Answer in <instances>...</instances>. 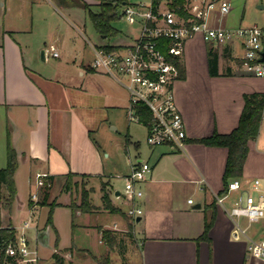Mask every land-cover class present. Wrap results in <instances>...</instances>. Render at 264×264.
Here are the masks:
<instances>
[{
    "label": "crops",
    "instance_id": "1",
    "mask_svg": "<svg viewBox=\"0 0 264 264\" xmlns=\"http://www.w3.org/2000/svg\"><path fill=\"white\" fill-rule=\"evenodd\" d=\"M67 1L65 4L61 0H0V168L6 163L7 143L17 155L14 173L16 194L10 206L5 201L6 189L0 186V227H13L18 234L22 224L30 219L24 232L32 231L27 238L38 258L40 248L52 244L51 255L57 250L63 260L72 261L68 251L73 247L74 235L71 245L63 242L59 227L61 219L62 225H68L66 231L69 229L71 235L76 225L86 232L96 230L101 245L103 241L107 242L102 236L104 229L114 235L116 242L119 232L129 233L131 230L138 242L137 258L132 261H136L135 264H264V259L247 253L245 238L235 240L231 237L233 220L225 207L229 206L236 193L230 194L224 207L216 201V196L223 193L227 149L195 141L215 132L229 133L235 128L244 105V95L264 93V77L254 76L240 66L238 60L242 53L235 54V42L213 44L204 42L198 35L190 38L183 53L184 75L174 84L175 101L188 135L184 150L164 144L150 146L144 159L139 151L132 157L126 146L125 169H119L109 160V152L98 140L105 116L93 114L85 98L90 92L84 77L94 75L97 84L105 87L100 107L114 108L122 114L127 110L129 94L126 88L115 78L90 67L93 48L109 43H88L82 32L84 28L73 24L77 33L85 38L84 49H78L76 54L58 49L55 46L57 36L49 41L48 47L47 35L40 36L42 39L36 48L31 46L30 37L41 33L44 23L47 30L50 22L55 23L53 26L57 29L58 19L81 22L76 10H86L79 2L84 1L90 7L99 3V0ZM225 1L234 3V0ZM260 1L264 7V0ZM225 17L226 13L219 15L214 12L212 23L225 27L249 26L242 25L241 20L227 23ZM87 44L90 49H86ZM50 47L57 50V56L51 55ZM209 47L222 49L221 52L217 50V75L209 73ZM39 50L44 51V59L36 56ZM224 55L230 61L227 72L221 69L220 57ZM263 124L264 117L257 137L247 143L243 181L264 178ZM109 126L116 132L122 130L118 123L109 122ZM129 127L128 123V131ZM128 136L126 133L130 143ZM134 147L138 149L139 145L134 142ZM143 162L149 164L150 171L139 183L143 194L136 204L142 209V214L129 221L121 212H110L104 208L101 187L106 183L112 205L126 214L128 203L114 182L117 178L125 181L131 169ZM40 173L53 177L48 198L57 179L61 181L58 189H62L67 173L87 177L91 182V210L72 209L69 206L70 194L67 193L69 199L62 200L60 196L66 192H58V197L52 195L51 201L55 199L61 205L52 210V225H46L49 206L31 200L32 193L41 192L36 185V175ZM33 181L34 187H31ZM96 181L99 194L98 201L93 202ZM261 188L264 189L263 182ZM188 199H192V203H188ZM211 203L215 209L214 220L203 237ZM197 204L200 207L195 208ZM100 214H111L112 224L100 223ZM74 215L79 219L77 224L73 222ZM129 222L132 228H129ZM242 224L247 225V222ZM251 227L248 235L253 238L262 235L263 222L251 223L247 231ZM54 230L57 248L54 246Z\"/></svg>",
    "mask_w": 264,
    "mask_h": 264
},
{
    "label": "built area",
    "instance_id": "2",
    "mask_svg": "<svg viewBox=\"0 0 264 264\" xmlns=\"http://www.w3.org/2000/svg\"><path fill=\"white\" fill-rule=\"evenodd\" d=\"M163 4L153 7L150 0L127 2L122 5L121 17L129 24H138L139 33L129 44L107 50L93 48L94 58L90 67L107 74L120 82L128 91L129 104L126 114L129 121L139 122L134 105L143 103L151 117L146 126V141L149 145H168L184 150L187 131L183 116L176 104L174 84L179 79L177 63H183V53L187 41L198 35L206 43L227 44L237 41L242 55L240 66L248 73L264 77V25L225 27L212 23V15L227 13L231 4L225 0H186V17L178 15ZM166 40V42L164 41ZM52 56L58 52L50 47ZM140 123V122H139ZM143 124V123H142ZM150 171L147 162L133 167L125 177L123 189L128 203L126 214L134 220L142 214L136 201L143 191L139 183ZM47 175H36V185L45 184ZM257 192L254 197L251 192ZM235 192L225 211L233 220L231 237L235 240L245 238L247 253L255 258L264 259V231L258 238L248 235V227L254 222L264 223V191L258 178L243 181L241 177L232 178L226 190L216 196L217 203L224 207V200ZM37 193L31 194L36 199ZM192 203V199L187 200ZM245 219L247 225L242 224ZM30 219L22 224L21 231L14 240L3 242L5 259H16L15 264H28L35 261L37 251L31 248L24 229ZM14 264V263H7Z\"/></svg>",
    "mask_w": 264,
    "mask_h": 264
},
{
    "label": "rangeland",
    "instance_id": "3",
    "mask_svg": "<svg viewBox=\"0 0 264 264\" xmlns=\"http://www.w3.org/2000/svg\"><path fill=\"white\" fill-rule=\"evenodd\" d=\"M136 1L139 0H129V2H136ZM262 6L263 4L261 3L260 0H234V3L231 4L229 11L226 13V17H225L226 21L227 23L233 24L241 20L242 25L244 24L262 25L264 24V7ZM162 7H164V5ZM91 10L94 12L98 11V5H92ZM121 10L122 9H120V11ZM62 12L64 13L63 10ZM76 12L78 14V17L82 20L81 22L71 23L68 20L58 19V21L56 22L57 29H55L53 26V24L55 23L50 22L49 23L50 28L47 30H45L46 23H44V27L42 28L41 33L30 37L32 49L36 48L37 44L42 39L40 37L41 35L48 36L46 40L47 47L49 46V41L52 38L56 36L59 37L55 46H58V49H63L64 53L69 52L71 55H74L76 54L78 49H84L85 38L86 40H88V43L92 45L99 43L129 44L136 38V36L139 33L138 24L136 23L129 24L122 17H118L112 21V26L117 31L116 34L113 36H109L107 38H103L99 33L96 32V30L92 26L87 11L84 12L83 10L79 9L76 10ZM231 14H234V16H231ZM73 24L79 25L84 28L82 29V32L85 38L77 33V31L72 26ZM234 46H235L234 49L235 54L237 55L241 54L242 50L238 47L237 41H235ZM86 49H90L88 44ZM217 50L219 51L220 49ZM221 50L219 52H221ZM40 52L41 50H39V53L36 55L39 59H41ZM87 53L89 54V52ZM88 54H86V58H88L87 57ZM62 55L65 57L64 54ZM220 61H221L222 71L227 72L226 67L230 61L227 60V57H225V55L220 57ZM95 77L96 76L89 74L84 77V80L87 84L86 86L88 88V91L90 92V95L85 97L86 101H88L89 103L90 111L93 114L96 115L102 114L105 116V119L103 120L102 128L98 133V140L100 141L101 144L104 145L105 151L109 152L110 154L109 160H112L117 168L125 169L124 164L127 159L126 146L132 157L137 151H139L140 156L146 159L147 157L146 154L147 152L149 153L151 146L146 141L147 129L146 126L142 123L136 121H129L126 114V110L122 114L121 112H119V110L114 108L106 109L100 107V103L103 101V97L105 94V87L98 85ZM109 122L118 123L119 126H122V130L120 129V131L116 132L109 126ZM128 123L130 124L129 131L126 129ZM126 133H129L128 137L131 138L130 143L126 139ZM261 140L264 141V124H263V132L261 135ZM134 142L139 145L138 149L134 147ZM258 179L264 183L263 177L262 178L259 177ZM72 181L76 182L77 186L76 188H72L70 192L71 194L70 202L72 204H76L79 202L80 190L81 189L89 190L90 188L89 185L91 184V182L87 177H83V176L82 177L73 176ZM60 182L61 181L58 179L55 181L54 189L52 188V191L49 192L50 196L48 198V201H51L52 195H56L58 192L62 193V189L61 188L58 189ZM94 184L96 186V190L95 192L92 193V199L93 202H96L98 201L97 196L99 194V190H98L97 181L94 182ZM114 184L115 187L118 188L121 192L123 191L125 184L123 178L115 179ZM31 187H34V181L32 182ZM233 194H235V192H233ZM251 194L254 197H257V192L252 191ZM57 197L58 195L55 196V198ZM60 198L62 200H65V199H69V196L67 193H64L62 194V196H60ZM31 200L32 202L36 200L40 201L41 192L40 191L37 192L36 199H31ZM226 201H228V199H225L223 201L224 204L226 203ZM123 207L125 208L124 204ZM73 220H74L73 222L77 224L79 219L77 218L76 215H74ZM98 220L100 223L112 224L113 216L111 214H100V218ZM242 220L243 223L246 222L245 219ZM67 226L68 225L66 224L62 225V220L61 219L59 220V227L62 233V238L64 240L63 242L65 244L68 243L71 245L74 235L73 247H71L68 251V256L72 258L73 262L64 259V264H135L136 261L134 263L132 261L136 260L137 258L135 256L136 253L138 252V242L136 238H134L135 236L132 231H130L129 233L119 232L116 235L118 236V242L115 241V243L112 245H110L107 242L105 243L104 241L102 242L103 245H101L98 242L99 238L97 236L96 230L86 232L84 230H80L79 227L76 225L73 226V233L71 235L69 229L66 231ZM251 231H252V227L249 229L248 232L250 233ZM25 234L26 236L27 234L28 236H31L32 231L27 230V232L25 231ZM51 245L41 247L39 253L40 258H38L37 256L35 261H31L28 264H55L51 256V250H52ZM80 258H84V259H80Z\"/></svg>",
    "mask_w": 264,
    "mask_h": 264
},
{
    "label": "trees",
    "instance_id": "4",
    "mask_svg": "<svg viewBox=\"0 0 264 264\" xmlns=\"http://www.w3.org/2000/svg\"><path fill=\"white\" fill-rule=\"evenodd\" d=\"M63 3H67V0H61ZM129 0H99L98 11L94 12L91 10L89 4L84 1L79 2V4L88 12L90 22L97 33L101 36L107 38L116 34V29L112 26V21L118 17H121L120 9L122 5L127 3ZM153 7H158V5L163 4L164 6L173 9L178 15L186 17L188 15L185 8L186 0H150ZM166 42V40H164ZM104 49L112 50L119 48L116 44H105L101 46ZM218 52L217 49L209 47L207 49V62L209 67V73L211 75L218 74ZM236 59V58H234ZM238 60V59H237ZM240 63V60H238ZM179 68V78L184 75L183 63H177ZM135 113L138 116L140 123H147L150 120V111L146 108L143 103H137L134 105ZM264 117V93L253 92L244 95V105L239 117L238 124L229 133H213L210 136L195 139L196 142L202 143L208 146H222L227 149V156L225 161V167L223 172V190L224 192L227 187V183L230 179L241 177L243 173V166L248 154V141L254 140L259 132L260 123ZM17 168V155L16 151L7 143L6 147V163L5 166L0 168V186L3 185L7 192V197L5 199L8 206L11 205L16 194V187L14 182V173ZM73 173H67L64 176V182L62 184V191L69 193L72 188H76L77 183L72 181ZM45 184L40 187L42 192V197L40 201H37L40 205H48L49 213L46 219V225H52V210L55 206L61 205V203L52 200L47 201L48 189L52 183V176L45 177ZM106 183H102V202L104 208L110 212H121L129 221L131 217L122 212L119 208L112 205L108 193L106 192ZM89 190H80V200L79 204L70 203L69 206L74 208H79L81 211H90L92 206L89 198ZM71 195V194H70ZM210 218L204 224L203 234L205 236L210 229L215 215V209L213 203L209 205ZM129 228H132L129 222ZM55 231V230H54ZM131 231V230H130ZM56 233V231H55ZM102 236L106 241L112 245L115 243L114 235L108 231L103 230ZM15 229L13 227H0V264L6 263H16L17 260L5 259L3 255V242L6 240H14ZM57 233L54 242L55 248H57ZM52 258L55 264H64L63 257L59 254L57 250L52 253Z\"/></svg>",
    "mask_w": 264,
    "mask_h": 264
},
{
    "label": "water",
    "instance_id": "5",
    "mask_svg": "<svg viewBox=\"0 0 264 264\" xmlns=\"http://www.w3.org/2000/svg\"><path fill=\"white\" fill-rule=\"evenodd\" d=\"M40 56H41V59H44V51L43 50L40 52ZM260 60L264 62V50L262 51V57ZM198 207H200V204L195 205V208H198Z\"/></svg>",
    "mask_w": 264,
    "mask_h": 264
}]
</instances>
